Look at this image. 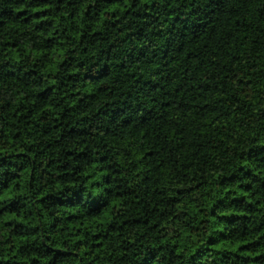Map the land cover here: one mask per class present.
Instances as JSON below:
<instances>
[{
  "label": "trees",
  "instance_id": "1",
  "mask_svg": "<svg viewBox=\"0 0 264 264\" xmlns=\"http://www.w3.org/2000/svg\"><path fill=\"white\" fill-rule=\"evenodd\" d=\"M0 264H264V0H0Z\"/></svg>",
  "mask_w": 264,
  "mask_h": 264
}]
</instances>
